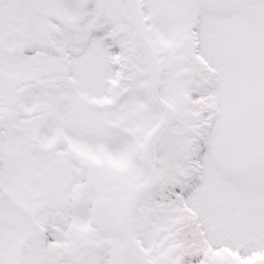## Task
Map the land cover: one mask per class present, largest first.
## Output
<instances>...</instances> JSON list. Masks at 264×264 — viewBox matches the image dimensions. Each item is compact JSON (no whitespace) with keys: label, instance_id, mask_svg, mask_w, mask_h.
Wrapping results in <instances>:
<instances>
[{"label":"snow or ice","instance_id":"6c2138e0","mask_svg":"<svg viewBox=\"0 0 264 264\" xmlns=\"http://www.w3.org/2000/svg\"><path fill=\"white\" fill-rule=\"evenodd\" d=\"M0 264H264V0H0Z\"/></svg>","mask_w":264,"mask_h":264}]
</instances>
